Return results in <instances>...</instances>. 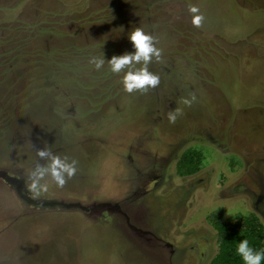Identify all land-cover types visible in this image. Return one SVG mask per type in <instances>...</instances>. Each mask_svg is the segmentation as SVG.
I'll return each mask as SVG.
<instances>
[{
  "label": "rangeland",
  "instance_id": "1",
  "mask_svg": "<svg viewBox=\"0 0 264 264\" xmlns=\"http://www.w3.org/2000/svg\"><path fill=\"white\" fill-rule=\"evenodd\" d=\"M218 209L264 222V0H0V264H209Z\"/></svg>",
  "mask_w": 264,
  "mask_h": 264
},
{
  "label": "trees",
  "instance_id": "2",
  "mask_svg": "<svg viewBox=\"0 0 264 264\" xmlns=\"http://www.w3.org/2000/svg\"><path fill=\"white\" fill-rule=\"evenodd\" d=\"M202 151L186 148L176 164L180 176L198 173L203 166ZM217 231L218 251L209 264H264V223L256 213L236 214L223 219L221 209L208 215Z\"/></svg>",
  "mask_w": 264,
  "mask_h": 264
},
{
  "label": "flooded vegetation",
  "instance_id": "3",
  "mask_svg": "<svg viewBox=\"0 0 264 264\" xmlns=\"http://www.w3.org/2000/svg\"><path fill=\"white\" fill-rule=\"evenodd\" d=\"M264 223V222H263Z\"/></svg>",
  "mask_w": 264,
  "mask_h": 264
}]
</instances>
